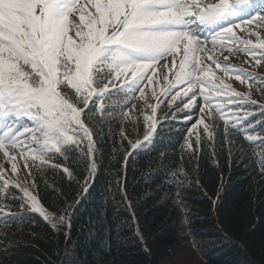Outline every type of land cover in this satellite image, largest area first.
Returning <instances> with one entry per match:
<instances>
[{
	"label": "snow or ice",
	"instance_id": "1",
	"mask_svg": "<svg viewBox=\"0 0 264 264\" xmlns=\"http://www.w3.org/2000/svg\"><path fill=\"white\" fill-rule=\"evenodd\" d=\"M237 29L256 42L238 36ZM262 33L264 0H0V227L30 219L5 203L12 201L22 211L38 213L54 230L70 229L79 200L55 216L38 198L35 174L59 170L57 154L83 162L89 170L86 193L97 166L99 126L122 124L136 108L130 101H143L146 126L142 140H128L132 151L152 144L157 112L167 101L161 119L176 120L177 113H185L186 121L197 117L187 129L186 149H192L193 136L199 146L201 135L194 129L201 125L213 144L220 131L221 149L225 142L235 145L233 137L241 134L253 142L264 173V103L252 98L254 86L264 96V76L234 68L225 55L243 52L260 68ZM213 65L248 84L247 93L222 78L214 83ZM149 88L155 103L145 93ZM206 112L208 119L224 122L222 131L205 122ZM119 134L121 142L128 139L123 126ZM132 151L125 150V166ZM21 161L27 170L23 177ZM63 172L74 179L69 165Z\"/></svg>",
	"mask_w": 264,
	"mask_h": 264
},
{
	"label": "trees",
	"instance_id": "2",
	"mask_svg": "<svg viewBox=\"0 0 264 264\" xmlns=\"http://www.w3.org/2000/svg\"><path fill=\"white\" fill-rule=\"evenodd\" d=\"M228 55L227 63L234 68L264 76V64L255 68L251 56ZM212 68L209 76L214 83L222 78L247 93L248 84ZM145 93L155 103L151 89ZM252 98L264 103L255 86ZM201 101L198 97L197 106ZM129 103L136 108L122 124L110 121L99 126L97 166L86 193L82 187L89 170L83 162L65 161L57 154L54 163L62 166L59 170L35 174L38 198L55 216L79 200L71 210L70 229L54 230L38 213L5 201L30 219L0 227V264H264V173L259 171L253 142L237 134L235 145L225 142L221 149L220 131L213 144L201 125L194 129L201 135L199 146L190 137L193 147L188 150L184 147L187 129L197 117L186 121L185 113H177L176 120L161 119L165 101L157 112L152 144L132 151L128 140H142L146 126L140 111L143 101ZM180 104L177 98L176 105ZM124 108L128 110V105ZM204 115L206 123L218 124L222 131V120ZM122 126L128 137L123 142ZM125 150L132 151L126 166ZM20 163L23 177L27 170ZM66 164L74 179L63 172ZM10 191L20 195L18 190Z\"/></svg>",
	"mask_w": 264,
	"mask_h": 264
},
{
	"label": "rangeland",
	"instance_id": "3",
	"mask_svg": "<svg viewBox=\"0 0 264 264\" xmlns=\"http://www.w3.org/2000/svg\"><path fill=\"white\" fill-rule=\"evenodd\" d=\"M238 36H240L243 39H252L253 42H256V38L255 37H248L247 36V33H245V32H241L240 31ZM261 36H262V38H264V35L263 34H261ZM208 47L210 48L211 47V44H209ZM225 55H228V53H225ZM217 58L220 59L223 62V56H218ZM206 62L212 63L209 60H206ZM161 63H164V61H161ZM207 65H209V64H207ZM0 160H2V157H0ZM4 167L7 169V168H10V165L5 164Z\"/></svg>",
	"mask_w": 264,
	"mask_h": 264
}]
</instances>
